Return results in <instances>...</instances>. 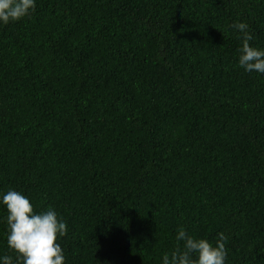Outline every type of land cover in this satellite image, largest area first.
<instances>
[{
    "label": "trees",
    "instance_id": "obj_1",
    "mask_svg": "<svg viewBox=\"0 0 264 264\" xmlns=\"http://www.w3.org/2000/svg\"><path fill=\"white\" fill-rule=\"evenodd\" d=\"M237 20L264 48V0H36L0 25V191L66 221L65 264H160L178 227L264 264V75Z\"/></svg>",
    "mask_w": 264,
    "mask_h": 264
},
{
    "label": "clouds",
    "instance_id": "obj_2",
    "mask_svg": "<svg viewBox=\"0 0 264 264\" xmlns=\"http://www.w3.org/2000/svg\"><path fill=\"white\" fill-rule=\"evenodd\" d=\"M36 0H0V25H7L28 17L35 11ZM229 29L240 41L237 65L248 73L264 75V48L254 47L249 25L233 21ZM0 206L6 212V243L16 253L0 255V264H65V255L58 238L67 234V223L55 209L48 206L36 211L30 199L19 191H0ZM228 237L217 233L213 244L183 228L175 232L173 247L162 253L160 264H225Z\"/></svg>",
    "mask_w": 264,
    "mask_h": 264
}]
</instances>
